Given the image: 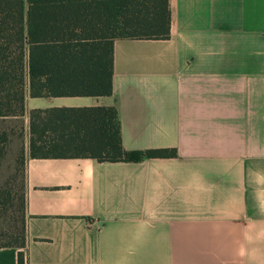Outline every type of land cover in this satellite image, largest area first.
<instances>
[{
  "label": "crops",
  "instance_id": "crops-1",
  "mask_svg": "<svg viewBox=\"0 0 264 264\" xmlns=\"http://www.w3.org/2000/svg\"><path fill=\"white\" fill-rule=\"evenodd\" d=\"M168 5V38L112 40L109 95L25 96V135L31 109L113 106L123 149L175 155L25 154L24 264H264V0Z\"/></svg>",
  "mask_w": 264,
  "mask_h": 264
},
{
  "label": "trees",
  "instance_id": "trees-1",
  "mask_svg": "<svg viewBox=\"0 0 264 264\" xmlns=\"http://www.w3.org/2000/svg\"><path fill=\"white\" fill-rule=\"evenodd\" d=\"M168 35V0H0V118L22 119L25 96L109 95L112 40ZM26 133L27 155L35 158L175 155L172 148L123 149L113 106L31 109ZM21 175L17 209L9 187H0V247L17 249L16 264H24L23 160Z\"/></svg>",
  "mask_w": 264,
  "mask_h": 264
},
{
  "label": "rangeland",
  "instance_id": "rangeland-1",
  "mask_svg": "<svg viewBox=\"0 0 264 264\" xmlns=\"http://www.w3.org/2000/svg\"><path fill=\"white\" fill-rule=\"evenodd\" d=\"M0 148L3 151L0 159V187L7 185L13 197L12 208H18L17 196L21 186V163L26 152L27 138L21 118H0Z\"/></svg>",
  "mask_w": 264,
  "mask_h": 264
}]
</instances>
